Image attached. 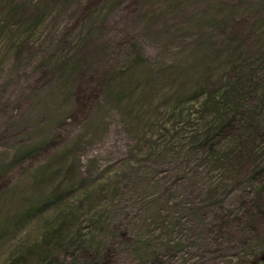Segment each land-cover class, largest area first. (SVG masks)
Listing matches in <instances>:
<instances>
[{"label":"rangeland","instance_id":"rangeland-1","mask_svg":"<svg viewBox=\"0 0 264 264\" xmlns=\"http://www.w3.org/2000/svg\"><path fill=\"white\" fill-rule=\"evenodd\" d=\"M0 264H264V0H0Z\"/></svg>","mask_w":264,"mask_h":264},{"label":"trees","instance_id":"trees-1","mask_svg":"<svg viewBox=\"0 0 264 264\" xmlns=\"http://www.w3.org/2000/svg\"><path fill=\"white\" fill-rule=\"evenodd\" d=\"M231 123V117L228 118V125Z\"/></svg>","mask_w":264,"mask_h":264}]
</instances>
